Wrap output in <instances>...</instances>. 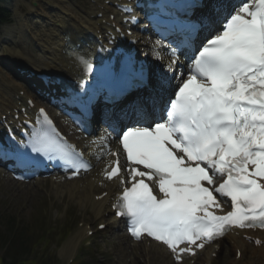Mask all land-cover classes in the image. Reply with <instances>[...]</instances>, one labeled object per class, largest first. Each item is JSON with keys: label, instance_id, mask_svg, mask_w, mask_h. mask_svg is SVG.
<instances>
[{"label": "snow or ice", "instance_id": "6c2138e0", "mask_svg": "<svg viewBox=\"0 0 264 264\" xmlns=\"http://www.w3.org/2000/svg\"><path fill=\"white\" fill-rule=\"evenodd\" d=\"M197 7L206 5H184L186 12ZM180 25L186 36L170 41L175 58L167 65L150 67L117 49L98 57L97 67L94 48H69L79 68L77 87L58 96L85 125L104 126L99 139L115 158L106 179H119L114 208L130 235L166 246L176 264L233 228L264 230V0H213L197 21ZM162 44L157 40L153 51ZM181 46L192 49L190 56L182 53L183 69ZM137 86L147 89L144 96L128 106L114 103ZM39 115L43 124L26 142L10 136L0 143V159L23 169L56 161L74 175L88 170L44 109ZM112 137L122 151H111Z\"/></svg>", "mask_w": 264, "mask_h": 264}, {"label": "rangeland", "instance_id": "374dc122", "mask_svg": "<svg viewBox=\"0 0 264 264\" xmlns=\"http://www.w3.org/2000/svg\"><path fill=\"white\" fill-rule=\"evenodd\" d=\"M63 1L70 9H73L76 15L83 17L89 13L92 6L89 0ZM46 2L47 0H0V6L10 12V22L0 27V65L4 64L6 57L2 52L3 48L11 50V55L16 60L19 59L24 66H27L30 57L33 58L35 46L29 38L26 40L23 34L18 33L13 13L18 12L25 19L31 20V13L37 11L40 6L47 8ZM28 29L32 30L33 28L29 25ZM34 31L32 30V33ZM18 51H20V58L15 55ZM1 73L2 71H0V75ZM0 79H2V76H0ZM11 83L14 88L18 87L16 81ZM50 185L47 181H37L33 185L24 187V185L20 186L9 179H0V234L9 233V235L16 236L23 234L21 238L27 237L23 240L28 241L29 238L32 242L35 240V257L39 258L43 255L46 258L49 255L51 264H67V260L77 242L78 228L76 223L80 220L85 221V219L82 218L81 206L77 205L75 201L68 200V197L67 200H63L58 195L52 194ZM87 207L89 205H86L83 209ZM43 221L47 223V226L44 225ZM41 228L47 230L46 233H42ZM23 229H25L24 232ZM44 234L47 236V240H38ZM102 234H99L96 239V256H91L89 251L84 252L83 263L148 264L138 255L137 250L131 252V257L124 255L121 248L116 245L115 238L109 232ZM102 250H104V253ZM4 253L5 247L3 248L0 243V257ZM156 256L152 257L151 264H169L166 260H159ZM225 258L226 256L219 258L217 264H224Z\"/></svg>", "mask_w": 264, "mask_h": 264}, {"label": "bare ground", "instance_id": "6f19581e", "mask_svg": "<svg viewBox=\"0 0 264 264\" xmlns=\"http://www.w3.org/2000/svg\"><path fill=\"white\" fill-rule=\"evenodd\" d=\"M46 7L47 8H43L40 6L37 9L38 12L34 11L31 13V20L25 19V17L18 12L13 13L18 33L23 34L26 40L29 38L31 42H34L36 47L35 54L33 58L30 57L27 68L42 73H56L73 70L74 66L70 60L61 53L63 50L64 39L70 38V40L74 41L76 37L83 35L84 30L94 26L98 21H91L87 15L85 19L76 15L73 9H70L63 0H47ZM45 18L47 20H44ZM36 24L39 26L36 27ZM29 25L32 26V30H35L33 33L32 30L28 29ZM155 46L156 40L143 36L137 45L138 54L140 56L139 58L146 59L150 62L151 67L167 65L172 59L169 52L165 49L163 44L159 46L156 52H154L153 49ZM2 52L6 55V58H11L10 63L14 64L12 71L16 74V70L14 69L20 68L21 61H19V59L16 60V58L11 55V50L7 48H3ZM19 52L20 51L14 54L16 57L20 58L21 56ZM157 55H159V59L156 58ZM2 69L3 68H0V71H2ZM0 76H2V79H0V110L5 112L7 109L15 107L17 103H22V100H16L14 96L11 97V94L17 95V91H23V89L20 88L15 92L11 83L12 79L3 71ZM26 82L31 83L32 81L26 80ZM3 88L4 90H2ZM139 96L140 93H135L133 96H129L127 99L129 105ZM141 96H144V94ZM68 134L77 147L94 150V153L89 156V159L95 164L94 170L80 179L67 182L64 181L62 183L56 182L57 184L55 183V186H59L61 191L56 190L55 195H58L61 198L66 196L70 200L76 201L82 206V208L89 205V208L91 207V209L94 210V214L97 217H101L103 210L107 209V207L103 206L106 198L102 199L98 204H94V196L99 195L102 191L108 192L109 190H116L115 188L117 184L114 181L103 182L102 191L99 193L96 192L98 189L90 178H93L95 182L100 181L96 176V173L101 166L111 162L110 155L107 154L108 149L100 144L99 137L97 139L80 138L71 130H68ZM113 146H115V143L113 144L110 142L111 151ZM86 176H89L90 178H87ZM77 184L79 185V191H75ZM231 239L236 248L241 250L239 260H235L234 257L236 248L233 245H229L226 239L218 244L219 246L224 245L225 247L228 245L229 249L232 250V258L228 260V264H256L260 259L262 260L259 261V264H264V254H261V252H264L263 249H257L254 246L243 242L241 239ZM228 241H230V239H228ZM124 244L128 249H131L128 246V241L125 240ZM151 246H154V248L157 247V250L160 248L155 244H152ZM208 257L209 252L206 253V258Z\"/></svg>", "mask_w": 264, "mask_h": 264}, {"label": "trees", "instance_id": "16d2710c", "mask_svg": "<svg viewBox=\"0 0 264 264\" xmlns=\"http://www.w3.org/2000/svg\"><path fill=\"white\" fill-rule=\"evenodd\" d=\"M8 13L0 9V23L6 21ZM20 237L0 234V243L7 246L4 257L0 258V264H49V259L40 257V259H24L20 260L21 254L27 252L29 255L33 254L31 245L18 240Z\"/></svg>", "mask_w": 264, "mask_h": 264}]
</instances>
